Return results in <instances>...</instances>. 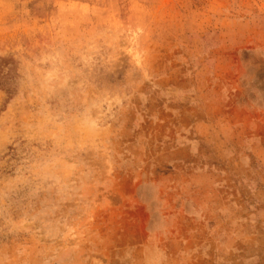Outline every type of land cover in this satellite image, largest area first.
<instances>
[{
    "label": "rangeland",
    "instance_id": "1",
    "mask_svg": "<svg viewBox=\"0 0 264 264\" xmlns=\"http://www.w3.org/2000/svg\"><path fill=\"white\" fill-rule=\"evenodd\" d=\"M0 264H264V0H0Z\"/></svg>",
    "mask_w": 264,
    "mask_h": 264
}]
</instances>
